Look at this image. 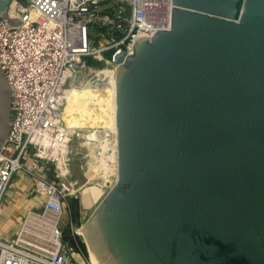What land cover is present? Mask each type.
I'll list each match as a JSON object with an SVG mask.
<instances>
[{"label":"water","instance_id":"obj_1","mask_svg":"<svg viewBox=\"0 0 264 264\" xmlns=\"http://www.w3.org/2000/svg\"><path fill=\"white\" fill-rule=\"evenodd\" d=\"M147 37L115 57L117 179L82 228L96 264H264V0H171Z\"/></svg>","mask_w":264,"mask_h":264},{"label":"built area","instance_id":"obj_2","mask_svg":"<svg viewBox=\"0 0 264 264\" xmlns=\"http://www.w3.org/2000/svg\"><path fill=\"white\" fill-rule=\"evenodd\" d=\"M8 16L17 22L0 19V72L10 95L9 129L0 145V204L21 176L30 181L25 196L41 202L38 209L24 208L13 237L7 230L0 236V264H77L60 223L68 199L81 198L86 184L69 168L75 130L60 118L65 88L88 65L86 58L115 69L116 55L131 54L139 33L150 39L168 29L171 0H11ZM45 162L52 165L51 177ZM87 172L88 180L96 178Z\"/></svg>","mask_w":264,"mask_h":264},{"label":"bare ground","instance_id":"obj_3","mask_svg":"<svg viewBox=\"0 0 264 264\" xmlns=\"http://www.w3.org/2000/svg\"><path fill=\"white\" fill-rule=\"evenodd\" d=\"M97 75L100 79L97 84H86L80 87H76L72 84L66 86L65 102L60 112V118L71 133H73V129L76 128H87L84 131V137L87 139L86 144L89 146L90 157L95 159V162L91 164L99 170L96 175L100 178V184L107 185L112 184V182H115L117 179L115 125V88L117 72L116 69L105 68L98 70ZM94 124H101L104 129L100 127L89 129L91 126H94ZM110 137L112 139H110ZM109 139L111 140V145H113V150H111L109 146ZM63 150H66V147L63 148L62 151ZM111 175H114V178H111ZM94 185L95 184L90 187L89 194H86V189H84L87 186L81 191V199L84 204H87L89 198L93 195L95 191ZM87 222L88 220L85 224ZM84 225L74 229V232L85 242L88 249L90 264H96L82 231Z\"/></svg>","mask_w":264,"mask_h":264},{"label":"rangeland","instance_id":"obj_4","mask_svg":"<svg viewBox=\"0 0 264 264\" xmlns=\"http://www.w3.org/2000/svg\"><path fill=\"white\" fill-rule=\"evenodd\" d=\"M19 1H23V0H19ZM102 62V61H101ZM109 69L112 67H106L104 62H102L101 66H97L95 64H93V62H91L88 65H84L83 67H79L71 76L70 80H69V84H72L76 87H80L82 85H86V84H97L99 83L100 79L99 76L97 75V71L98 70H102V69ZM96 127H100L103 128L101 126V124H94V126H91V128L89 129H94ZM107 128V127H106ZM85 129L87 128H76L75 130V134L71 137L69 143H68V149H69V168L71 170V174L73 175V178H75L76 180L79 181V184H86L84 187V189H86V194L90 193V187L94 185L95 191L93 193V195L89 198V201L87 204L83 203V200L81 198H79L78 196V217L76 222L75 221H71L72 222V226L70 225H66L65 222H67L68 220H70V216L69 214L66 212H64L62 219H61V223L60 226L65 229L68 230L71 234H76L73 230H71V228H78L82 225L85 224V222L88 220V218L90 217L92 211L95 209V207L99 204V202L101 201L102 197L105 195V190H108L112 184L114 182H112V184H107V185H102L100 184V178L97 177L98 175V168H95L94 166H92V162H95L94 158L90 157V150H89V146L86 144V138L84 137L85 134ZM104 129V128H103ZM110 136V134H109ZM110 139H112L110 137ZM108 140L109 146L111 148V150H113L111 145V140ZM91 147V146H90ZM37 163H43V161H39L37 160ZM45 172L46 175L48 177H50V169L52 170V165L50 164V162H45ZM89 166V168H88ZM88 169L87 175L88 177L90 176H94L96 178H91V180H88L84 175V171ZM111 178H114V175L110 176ZM26 180L27 181V177L24 176L22 178V180ZM87 181H89L88 183H86ZM99 186V187H98ZM11 188L13 189V186H11ZM99 188V189H97ZM10 188L7 189V192L9 191ZM83 189V190H84ZM7 192L5 194H7ZM3 195V198L1 199L2 203H6L8 197L6 195ZM85 194V195H86ZM30 200H33L32 198H30ZM33 203V202H31ZM1 204H0V209H1ZM66 225V226H65ZM6 225H2L0 226V236L6 235ZM8 232V236L9 237H13L14 235V230L10 229L7 230ZM77 237L79 238V240H81V238L79 237V235L77 234ZM82 241V240H81ZM84 244V243H83ZM70 245V244H69ZM85 247V259H89V255H88V251ZM72 248V247H71ZM73 249V248H72ZM73 258L75 260V262L77 264H85V260L82 256V254L80 252H73Z\"/></svg>","mask_w":264,"mask_h":264},{"label":"crops","instance_id":"obj_5","mask_svg":"<svg viewBox=\"0 0 264 264\" xmlns=\"http://www.w3.org/2000/svg\"><path fill=\"white\" fill-rule=\"evenodd\" d=\"M29 183L30 181L28 179L27 181L25 179L22 180V176L20 178H16L11 184L13 189L10 187L7 194H5L8 199L6 203L1 204L2 207L0 209V226L6 225L5 230H14L17 227L24 208H40L39 205L41 198L37 196H25L22 191L26 189ZM30 198L33 200H30Z\"/></svg>","mask_w":264,"mask_h":264},{"label":"trees","instance_id":"obj_6","mask_svg":"<svg viewBox=\"0 0 264 264\" xmlns=\"http://www.w3.org/2000/svg\"><path fill=\"white\" fill-rule=\"evenodd\" d=\"M86 60L88 64L93 62V64L97 66L102 65L101 61L94 60L92 58H86ZM49 176L51 177V173ZM67 210H68L70 219L76 222L77 217H78V198L71 197L68 199ZM62 232H63V240L67 241L74 251L80 252L81 254L85 255L84 244L81 240H79V238L77 237V234H71L68 230H65V229H63Z\"/></svg>","mask_w":264,"mask_h":264}]
</instances>
